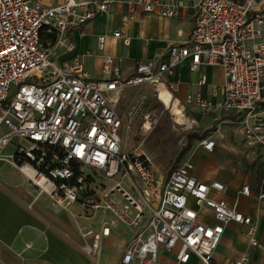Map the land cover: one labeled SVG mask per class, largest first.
<instances>
[{
    "label": "built area",
    "instance_id": "2783aa9c",
    "mask_svg": "<svg viewBox=\"0 0 264 264\" xmlns=\"http://www.w3.org/2000/svg\"><path fill=\"white\" fill-rule=\"evenodd\" d=\"M264 0H64L45 6L38 0H0V160L15 167L36 189L35 200L47 195L53 208L70 213L86 254H99L102 240L122 224L131 229L117 264H248L244 253L223 263L214 251L224 226H243L250 246L258 245L251 216L213 198L223 192L219 181L203 182L185 162L159 175L149 153L140 145L125 148L121 130L129 129L115 103L127 87H147L159 100L179 85L177 66L189 59L190 71L209 65L221 68V99L203 94L206 76L200 73L198 90L186 102L200 111L223 110L242 129L243 142L264 155ZM113 4L124 7L126 27L136 9L162 18H180L192 12L188 38L170 45L163 57L134 61L133 73L122 77L123 58L105 53L107 35H98L101 78H92L83 57L73 53L72 29L83 26ZM46 35L51 38L44 39ZM111 36L130 44L120 29ZM217 89V87H215ZM160 101V100H159ZM144 117L142 127H145ZM150 124H148L149 126ZM211 152L214 140L200 141ZM10 148L12 152H5ZM30 173L32 176H29ZM99 180L96 183V180ZM238 194L264 200V173L254 192L248 184ZM207 209L215 222L200 216ZM103 213L99 231L81 226L77 216ZM161 252L173 260H160ZM0 264H4L0 261Z\"/></svg>",
    "mask_w": 264,
    "mask_h": 264
},
{
    "label": "crops",
    "instance_id": "0c3cea01",
    "mask_svg": "<svg viewBox=\"0 0 264 264\" xmlns=\"http://www.w3.org/2000/svg\"><path fill=\"white\" fill-rule=\"evenodd\" d=\"M41 4L45 6H56L64 2V0H38ZM109 15L112 16L114 19L116 18L118 21V27L116 29H120L124 34L130 37V44L132 36L129 35L127 32L129 30V22L135 18H137V23H140L143 20L148 19H158L161 21L162 24L168 23L171 26L174 25L175 28V37L170 38L166 42L165 49L157 56V53L154 55H148L147 57L136 54L132 50H128L127 53L123 56H120L119 53H116V49L111 45V42L115 44H119L121 47L125 46L122 42L118 39L113 38L111 35H107L106 40V47L105 53L111 54L113 56H120L123 58V62L121 64L122 69V77L128 78L133 73V66L134 61L138 59H146L150 60L156 57H163L166 54L167 48L176 43L184 42L192 29L193 20H192V12L188 9H184L180 18H174L173 22L171 20H167L168 18H162L154 13H145L141 9H136L133 13V18L128 22L126 27L121 26V17L125 14L124 7L120 4H113L111 9L108 13H101L93 18L91 21L97 19L102 15ZM166 20V21H165ZM89 22H87L81 30L72 29L69 32V36L75 41L76 49L73 53L64 55L61 59H71L75 54H83L85 51H90L91 56L83 57V64L85 70L92 78L99 79L101 78V52L97 50L96 47V40L97 36L101 35L98 34L94 37L93 43L94 47L88 46L85 43L81 42V39L86 36V34L90 33V26ZM190 25L189 33L184 40H176L180 36H182L183 31L187 26ZM168 26V25H167ZM113 30V31H114ZM112 31V32H113ZM112 34V33H111ZM149 37H145L143 40L144 44H148ZM130 44L128 46H130ZM125 46V47H128ZM187 72L189 73L188 77H184L181 75L180 67L181 63L176 68V73L179 78V85L175 92L173 93V98L171 101L172 105H180L181 102H186V95L187 94H194L198 90L197 80L199 78L200 73L205 74L206 76V85L203 87V94L211 99L212 101H219L221 99V90L220 86L224 82V74L221 68L219 70V77H210L205 73V67H211L209 65L202 66L201 69L198 71H190L189 69V59L184 60ZM193 74V76H191ZM264 84V79L263 82ZM217 87V89H215ZM138 88V87H137ZM142 88V87H139ZM147 88V87H146ZM178 103V104H177ZM187 103V102H186ZM192 104V103H189ZM261 107L264 109V88L262 91V99H261ZM195 106L194 104H192ZM226 113L228 120L224 121V124L232 123L233 122V115L227 113L223 110H216V111H208L207 113ZM239 129V139L231 138L230 136L223 140V146L219 147L218 154L221 155L223 164L219 166L222 167L224 174L222 175L221 179L212 178L211 180L205 179L203 177L198 178L194 173V167L191 170L193 175L196 176L199 180L210 183L212 181H219L225 186V190L223 192H213L212 196L216 200H224L228 204H233L235 201L238 203V209L243 212L244 214H248L252 217L256 224V237L258 240L259 245L250 246L243 235V226L236 224L234 222H230L224 226V231H232L234 229H239L240 233H235V235L239 236L236 238L237 247L235 249L227 250V240L229 236H225V238L221 239V243L219 242L217 248L214 251V259L219 262H229L233 259L238 258L240 255L246 253L249 256V263L248 264H264V200L257 201L253 195L250 197H245L243 195L238 194L241 186L248 184L251 191L254 192L256 190V186L264 173V155L261 150L259 149H251L248 148L243 142V134L242 129L238 126ZM219 130H217L218 132ZM212 138V137H211ZM213 139V138H212ZM214 140V139H213ZM238 144H240L238 146ZM216 147V141L214 140V151ZM7 150V149H6ZM5 150V152H6ZM250 151L256 154L255 158L257 157L256 170L253 172H248L245 170H241L238 172L237 167H233L231 165L230 156L237 155V151L241 153L244 151ZM205 151V150H204ZM206 152V151H205ZM206 152V153H211ZM249 154V153H248ZM243 155L240 158V162L243 161ZM159 174V173H158ZM161 175V174H159ZM162 176V175H161ZM164 175L162 177H166ZM25 178V177H24ZM30 187H33L29 184ZM34 189V188H33ZM29 194V193H28ZM42 196V195H41ZM40 196L37 198V200ZM35 200V201H37ZM4 203L0 204V261L4 264H117L120 260V257L123 253L125 243L131 236L132 232L131 229L122 225L117 224L115 227L111 229V232L108 237L102 240L101 249L99 254H89L90 257H85L74 253L73 251H69L63 254L60 253L63 249L66 248V242L63 240L65 239V232L64 226L65 223L62 220H57V236L51 232V227H54L49 223V221H45V223H40L35 219V217L30 214L25 209L26 203H21L20 201H14L11 199L3 200ZM32 203L31 208L33 207V213L39 216V212L43 211L44 206H37L34 207ZM30 208V209H31ZM58 212L63 211L62 209H55ZM96 214H101V219L99 220L101 224V220L104 217H110L109 215L103 213H95L88 217H84L86 221H92ZM42 215V214H40ZM46 216V214L44 213ZM200 216L210 222L213 223L215 220L211 216L210 212L207 209H202L200 211ZM41 217V216H40ZM42 218V217H41ZM79 223V221H78ZM89 223V222H88ZM80 224V223H79ZM86 226V225H83ZM55 228V227H54ZM89 228V227H88ZM100 229V228H99ZM97 229L96 231H99ZM79 235V234H78ZM80 237V235H79ZM76 245L79 249H82L83 242L82 240H77V237L74 238ZM81 243H80V242ZM81 245V246H80ZM63 247V248H62ZM64 252V250H63ZM56 254L61 255L63 257L57 258ZM67 256V258H66ZM160 260L162 262L173 260L172 254H167L165 252H161ZM187 264H198L197 259L194 256L190 257V260Z\"/></svg>",
    "mask_w": 264,
    "mask_h": 264
},
{
    "label": "rangeland",
    "instance_id": "374dc122",
    "mask_svg": "<svg viewBox=\"0 0 264 264\" xmlns=\"http://www.w3.org/2000/svg\"><path fill=\"white\" fill-rule=\"evenodd\" d=\"M262 8L264 11V3ZM167 20H171L172 23L174 19ZM166 22L162 24L161 21L154 18L143 20L140 24L137 23V18H135L129 22L130 27L127 31L132 36L130 46L121 47L118 43L115 44L113 42H111V45L113 46L114 44L113 47L120 56L125 55L128 50H132L136 54L145 57L156 53L158 56L165 49L166 42L170 38L175 37V24L171 26L168 24L169 22ZM88 24L90 26V33L86 34L81 39V42L92 48L94 47L93 39L96 35H111L112 31L118 27L117 19L106 14ZM189 28L190 25L185 28L182 36L176 40H184L189 33ZM145 37H149L148 44L143 43L142 39ZM185 64V61L181 63L180 72L182 76L188 77L189 73L187 72ZM204 71L212 78L219 77L218 67H205ZM178 107L181 108L183 114L181 124L176 123L177 117L173 113L172 106L166 107L163 105L162 102L153 96L149 88L127 87L122 90L117 97L115 108L123 118V122L130 124L129 129L123 127L121 130L123 145L125 148H131L133 145L140 144L149 153L155 171L162 176L167 175L176 166L188 162L195 166L194 173L198 178L203 177L208 180L212 178L221 179L224 172L222 167L219 168L223 164L222 157L218 154L219 147L223 146V140L229 136L239 139L238 125L235 123L224 124V121L228 120V116L223 112H202L196 106L186 102H181ZM145 116H148L146 123L150 124L149 129L142 127ZM217 130L219 131L217 132ZM209 136L216 141V147L213 152L206 153L201 148L200 141ZM6 152H12V150L8 148ZM242 155L244 159L240 162ZM255 156L256 154L248 150L242 153L237 151V155L230 156L232 168L237 167L238 172L242 169L247 171V173L254 172L255 170L257 172L258 166L255 161L257 157L255 158ZM95 182L98 183L99 180L97 179ZM29 184L30 182L15 167L0 160V204H3V200L6 199L26 203L25 209L38 222L45 223L47 220L55 227H51V232L55 234V237L58 235L56 221L59 219L61 221L63 220L65 223L64 232L66 237L63 240L66 242V248L63 249L64 252L62 250L60 253L64 254L65 251H73L79 255L90 257L91 255L79 249L75 243L77 242L74 239L75 237H77V240L81 238L78 235V229L70 213L65 210L59 212L55 210L52 200L47 195H42L35 201L36 189L30 187ZM33 201H35L33 204L34 207L44 206L43 211L39 212V216L33 213V207L31 208ZM77 217H79L77 221H79L81 226L86 225L94 231L100 228L99 220L102 217L101 214H96L91 222L82 219L84 218L82 216ZM237 232L240 233V230L225 231L222 239L227 235L230 239H226L227 245L225 248L227 250H233L237 247L236 238L239 237L235 235ZM257 247L253 246V248ZM56 257L59 260L60 258L63 259L58 254H56Z\"/></svg>",
    "mask_w": 264,
    "mask_h": 264
},
{
    "label": "bare ground",
    "instance_id": "6f19581e",
    "mask_svg": "<svg viewBox=\"0 0 264 264\" xmlns=\"http://www.w3.org/2000/svg\"><path fill=\"white\" fill-rule=\"evenodd\" d=\"M160 102H162L163 105H165L166 107H171L172 106V110H173V113L176 115V123L178 124H181L182 123V120H181V117L183 116L182 114V111H181V108H179L177 105H172L171 104V101H170V95L167 91L165 90H161L160 92ZM178 104V103H177ZM185 120V119H184ZM185 122V121H184ZM149 124V123H148ZM148 124L146 123L145 124V127L147 129H149V126ZM29 176H32L30 173H28Z\"/></svg>",
    "mask_w": 264,
    "mask_h": 264
},
{
    "label": "trees",
    "instance_id": "16d2710c",
    "mask_svg": "<svg viewBox=\"0 0 264 264\" xmlns=\"http://www.w3.org/2000/svg\"><path fill=\"white\" fill-rule=\"evenodd\" d=\"M49 37L51 38V35H46L45 37H44V39H49ZM188 146H189V143H188ZM187 146V147H188Z\"/></svg>",
    "mask_w": 264,
    "mask_h": 264
}]
</instances>
